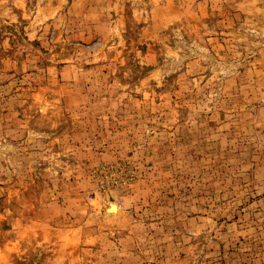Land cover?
I'll list each match as a JSON object with an SVG mask.
<instances>
[{
  "label": "rangeland",
  "instance_id": "obj_1",
  "mask_svg": "<svg viewBox=\"0 0 264 264\" xmlns=\"http://www.w3.org/2000/svg\"><path fill=\"white\" fill-rule=\"evenodd\" d=\"M0 264H264V0H0Z\"/></svg>",
  "mask_w": 264,
  "mask_h": 264
},
{
  "label": "bare ground",
  "instance_id": "obj_2",
  "mask_svg": "<svg viewBox=\"0 0 264 264\" xmlns=\"http://www.w3.org/2000/svg\"><path fill=\"white\" fill-rule=\"evenodd\" d=\"M110 211L112 213H117L119 211V205H118L117 200L115 198L110 200Z\"/></svg>",
  "mask_w": 264,
  "mask_h": 264
}]
</instances>
